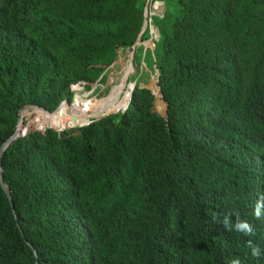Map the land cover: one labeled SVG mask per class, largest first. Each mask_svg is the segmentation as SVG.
I'll list each match as a JSON object with an SVG mask.
<instances>
[{"label": "trees", "instance_id": "1", "mask_svg": "<svg viewBox=\"0 0 264 264\" xmlns=\"http://www.w3.org/2000/svg\"><path fill=\"white\" fill-rule=\"evenodd\" d=\"M164 1L145 52L162 96L131 97L128 67L97 104L59 108L136 44L147 0H0V152L21 101L74 128L0 155V264H264V0Z\"/></svg>", "mask_w": 264, "mask_h": 264}, {"label": "rangeland", "instance_id": "2", "mask_svg": "<svg viewBox=\"0 0 264 264\" xmlns=\"http://www.w3.org/2000/svg\"><path fill=\"white\" fill-rule=\"evenodd\" d=\"M165 13H166V9L161 14L160 19L164 18ZM156 19H158V18H156ZM156 19L153 22L155 26L157 23ZM155 31H156L155 34L157 36L155 41H158L160 39V36H161L159 28H158V30H157V28H155ZM143 44L146 45L147 44L146 41L141 43V45H143ZM141 45L138 43V47L136 46L137 48H135V55H134L135 59H134V64H133L134 70H133V72H131L132 74L128 77L127 83H128V85L131 86L130 92L132 91V89H134L133 87L135 84L137 86L138 82L141 84L143 82H146L149 85H153V84L157 85V77H158L157 71L150 66L149 62L146 59L147 53L145 54V52L147 50H150L152 48V44H147V48H148L147 50L145 49V46H144L143 52H140L139 46H141ZM129 55H130V51L127 49L123 50V52L120 51L118 60L111 67H109L103 73L102 76H100L98 79H93L96 82V87L95 88L93 87L92 90H90V91H88L84 88H76L73 101L75 102L77 95H89L90 101L93 102L94 104H97L98 101L107 97L110 94V91H111L113 85L117 82V79L122 78L124 76V74L126 73V70L129 67L130 62L132 61L129 58ZM93 90H94V93H93ZM122 95H121V97H122ZM131 95H132V93H131ZM120 98H119V100H120ZM118 101H116V102H118ZM128 102L129 101L123 102V104L119 110H117V111H116V109L107 110L101 116L109 115V114L112 115V114L122 113L123 106L126 105ZM25 105H28V106L34 108L32 105L28 104L26 101H21L20 106H19V116L20 117H21L22 106H25ZM63 106H65V104ZM68 110H69L68 113L73 115V116L84 115V114H79V113H76L74 111H71L69 108H68ZM154 112L164 116V113H162L158 110H154ZM40 113H42V112H39L36 109L24 111L22 113V117L20 120V123L22 125V130L24 128H26V130L29 132L30 131H32V132L37 131V132L42 133L41 131H43V129L35 123L36 120L38 118H40ZM85 115H88V114H85ZM101 116H99V117H101ZM99 117H97V118H99ZM33 127L37 128L41 131L30 130ZM50 127L57 128V129L50 128V129H54L52 131L58 130L57 132L74 129V128H69V127L65 128V129H60L57 125H52ZM77 128H79V127H77ZM42 134H44V133H42Z\"/></svg>", "mask_w": 264, "mask_h": 264}, {"label": "water", "instance_id": "3", "mask_svg": "<svg viewBox=\"0 0 264 264\" xmlns=\"http://www.w3.org/2000/svg\"><path fill=\"white\" fill-rule=\"evenodd\" d=\"M148 2H149V0H147V4H148ZM165 2V1H164ZM147 4H146V8H147ZM166 6V5H165ZM146 8H145V12H144V24H143V28H142V32H141V34H140V38H139V40L136 42V44L134 45V46H132L131 48H128L127 50H129L130 51V55H129V58L132 60L131 62H130V65H129V67H132L133 69H134V67H133V64H134V59H135V57H134V55H135V48H137L138 47V43L141 45V43L142 42H147L148 41V43L147 44H152V48L150 49L151 51H154V49H155V42H157V41H150V38L148 39V40H145V41H143L142 40V36H143V34L146 32V30H149V32H150V29H149V20H148V17H147V10H146ZM166 9V8H165ZM158 19H160V18H158ZM155 26V25H154ZM155 28H157V30H158V27L157 26H155ZM147 44L146 45H141V46H139V47H144L145 46V49L147 50L148 48H147ZM137 46V47H136ZM121 52H123V50H121ZM157 71V70H156ZM157 74H158V77H157V86H158V88H159V91H160V94H161V89H160V86L158 85V83H159V73H158V71H157ZM161 96H162V94H161ZM69 100V98L68 99H66L60 106H59V108L64 104V103H66L67 101ZM162 100H163V97H162ZM164 101V100H163ZM164 103H165V101H164ZM165 105H166V110H165V113H164V115L167 117V109H168V106H167V104L165 103ZM34 108H38V109H40V110H43V111H45V112H48V113H51V112H49V111H47L46 109H43V108H39V107H36V106H33ZM58 108V109H59ZM57 109V110H58ZM56 110V111H57ZM55 111V112H56ZM126 110H123L122 111V113H124ZM110 115V114H109ZM109 115H104V116H109ZM104 116H101V117H99V118H94V119H92L88 124H86V125H84V126H87V125H89V124H91L92 122H93V120H98V119H101V118H103ZM80 127H83V126H80ZM29 131H27L25 134H23V135H21V136H19V137H24L27 133H28ZM55 132H57V131H55ZM19 137H16V138H14L13 140H11L10 141V143H9V145H8V147L7 148H4V149H2L1 150V152H0V155H1V157L4 155V153H5V151L10 147V145L17 139V138H19ZM7 193H8V191H7ZM8 195H9V193H8Z\"/></svg>", "mask_w": 264, "mask_h": 264}, {"label": "built area", "instance_id": "4", "mask_svg": "<svg viewBox=\"0 0 264 264\" xmlns=\"http://www.w3.org/2000/svg\"><path fill=\"white\" fill-rule=\"evenodd\" d=\"M146 10L148 14L147 17L149 20L150 41H154L157 36L155 34L156 31L153 22L156 18H160L161 14L165 11V2L164 0H149ZM146 43H148V41Z\"/></svg>", "mask_w": 264, "mask_h": 264}, {"label": "clouds", "instance_id": "5", "mask_svg": "<svg viewBox=\"0 0 264 264\" xmlns=\"http://www.w3.org/2000/svg\"><path fill=\"white\" fill-rule=\"evenodd\" d=\"M264 207V203H258L257 204V208L255 211V215L257 218L260 217L261 213H260V208ZM225 223H227V220L225 221ZM238 230L244 231L246 232V234H251L252 233V228L247 224V223H239L236 225ZM254 254H257V252L254 250ZM233 264H239V261H233Z\"/></svg>", "mask_w": 264, "mask_h": 264}, {"label": "bare ground", "instance_id": "6", "mask_svg": "<svg viewBox=\"0 0 264 264\" xmlns=\"http://www.w3.org/2000/svg\"><path fill=\"white\" fill-rule=\"evenodd\" d=\"M132 71H133V68H132ZM130 85H128V88H127V91L131 94L132 93V95L131 96H133V93H134V90H135V88H136V84L134 85V89H132V91L130 92ZM131 98V97H130ZM118 99V97L116 98V100ZM128 101H130V100H128ZM74 101L73 102H68V103H65V104H67V105H69V106H72V105H74ZM130 103H131V101H130ZM130 105V104H129ZM110 106V105H109ZM128 108H129V106H128ZM127 108V109H128ZM31 109H36V108H29L28 110H31ZM36 110H38L39 112H45V111H43V110H39V109H36ZM104 111V110H103ZM103 111H101V112H98V113H95V114H88V115H85V116H87V117H95V116H97V115H99L100 113H102ZM46 113H48V112H46ZM49 114H51V113H49ZM92 120V119H91ZM90 120V121H91ZM51 127H49V128H47V129H50ZM46 129V130H47ZM46 130H43V131H46ZM21 131H22V125H21V123H20V126H19V130H18V133L16 134V136H15V138L16 137H19L20 136V133H21ZM8 146H6L5 148H7Z\"/></svg>", "mask_w": 264, "mask_h": 264}]
</instances>
